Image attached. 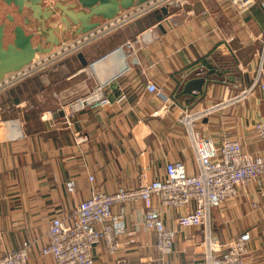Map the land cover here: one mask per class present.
<instances>
[{
	"label": "crops",
	"instance_id": "0c3cea01",
	"mask_svg": "<svg viewBox=\"0 0 264 264\" xmlns=\"http://www.w3.org/2000/svg\"><path fill=\"white\" fill-rule=\"evenodd\" d=\"M56 2L73 0H45L43 8ZM0 24L19 25L25 33L40 28L29 10L19 13L2 0ZM75 29L59 38V44L77 36ZM45 37L35 35L32 42L43 43ZM263 38L264 0H255L240 15L232 0H187L182 8L153 11L37 75L0 87V254L28 241L30 264H52L41 255L50 220H73L76 205L88 198L91 187L107 193L135 187L141 172L147 179L162 178L169 162H181L188 174H195L197 163L180 110L218 103L226 86L248 87L259 66ZM199 66L206 71L202 92L181 93L180 75ZM148 82L174 99L173 104L162 107L146 91ZM95 85L103 87L110 103L73 114L67 128L62 108ZM262 93L257 88L249 99L204 117L195 123V131L216 145L228 136L245 152H264L254 129L256 120L264 119ZM68 179L75 182L72 194L64 186ZM142 216L141 202L128 205L126 227L136 243L115 255L101 244L94 248V264H158L154 235L142 229ZM163 217L166 225L178 229L172 263L200 260L201 229L178 228L172 212ZM211 230L221 242L250 232L245 260L264 264V179L260 187L254 182L239 187L236 197L212 209Z\"/></svg>",
	"mask_w": 264,
	"mask_h": 264
},
{
	"label": "built area",
	"instance_id": "2783aa9c",
	"mask_svg": "<svg viewBox=\"0 0 264 264\" xmlns=\"http://www.w3.org/2000/svg\"><path fill=\"white\" fill-rule=\"evenodd\" d=\"M232 1L240 15L255 0ZM169 5L182 8L185 0H149L123 11L115 18L101 22L93 30L65 40L51 52L37 55L27 66L7 74L0 87L12 86L37 75L111 32L153 11L163 7L168 9ZM204 77L206 71L199 66L184 71L179 80L183 84L191 78ZM257 88L263 91L264 100V38L259 50V66L248 87L226 86L222 100L216 104L195 109L181 108L179 120L185 126L192 144L197 163L195 174H188L181 162H169L165 165L162 178L147 179L145 173L141 172L139 184L135 187H118L111 193L91 187L88 198L76 205L73 220L59 217L50 220L46 231L47 243L41 248V255L50 257L52 264H94V248L101 244L110 255H115L126 244H135V236L127 231L125 216L127 206L138 201L143 207L142 229L154 235L158 264H173L171 256L178 236L177 228L166 225L163 217L165 212L173 213L180 229H201L202 258L187 260L183 264H248L245 258L249 253L250 232H243L231 241L221 242L211 230V211L220 208L226 200L236 197L239 187L252 182L258 187L262 186L264 152H244L240 143L228 136H222L219 145H216L212 138L195 131L194 125L208 115L249 99ZM145 89L162 102V107H169L174 102L153 83L148 82ZM231 89L237 92L231 94ZM109 103L108 97L103 94V87L95 85L85 95L68 102L62 108L63 123L70 129L73 114L85 109L103 108ZM254 129L264 142V119H257ZM88 180L92 182L93 176L89 175ZM64 186L68 194L74 193L73 179H68ZM30 252L31 243L23 241L18 248L0 254V264H30Z\"/></svg>",
	"mask_w": 264,
	"mask_h": 264
},
{
	"label": "water",
	"instance_id": "95a60500",
	"mask_svg": "<svg viewBox=\"0 0 264 264\" xmlns=\"http://www.w3.org/2000/svg\"><path fill=\"white\" fill-rule=\"evenodd\" d=\"M6 5H13L19 13L24 10L31 12V18L39 23L37 33H25L17 25L8 28L0 24V83L7 74L19 71L30 64L35 56L51 52L59 44V38H64L66 32L75 27L76 35L85 34L100 25L101 21L111 20L118 14L134 6L141 5L149 0H73L72 3L56 2L43 8L45 0H2ZM58 11V17H54ZM167 12V7L160 9ZM12 21L11 17L8 18ZM101 20V21H100ZM27 25L29 21L25 19ZM49 29L45 28V23ZM37 35L43 38V43L33 44L32 38ZM42 40V38H41ZM43 44V45H42ZM203 78L186 81L183 85V94L202 92Z\"/></svg>",
	"mask_w": 264,
	"mask_h": 264
},
{
	"label": "rangeland",
	"instance_id": "374dc122",
	"mask_svg": "<svg viewBox=\"0 0 264 264\" xmlns=\"http://www.w3.org/2000/svg\"><path fill=\"white\" fill-rule=\"evenodd\" d=\"M185 4H187V0H185ZM170 6V5H169ZM169 8V7H168ZM75 36V35H74ZM74 36H71V37H69L68 39H71L72 37H74ZM67 39V40H68ZM206 106H208V105H206ZM241 146V145H240ZM242 149V148H241ZM245 152V151H244Z\"/></svg>",
	"mask_w": 264,
	"mask_h": 264
},
{
	"label": "trees",
	"instance_id": "16d2710c",
	"mask_svg": "<svg viewBox=\"0 0 264 264\" xmlns=\"http://www.w3.org/2000/svg\"><path fill=\"white\" fill-rule=\"evenodd\" d=\"M208 69V68H207ZM209 70V69H208ZM212 71L209 72V74L211 73ZM208 74V73H207ZM212 212V211H211Z\"/></svg>",
	"mask_w": 264,
	"mask_h": 264
},
{
	"label": "bare ground",
	"instance_id": "6f19581e",
	"mask_svg": "<svg viewBox=\"0 0 264 264\" xmlns=\"http://www.w3.org/2000/svg\"><path fill=\"white\" fill-rule=\"evenodd\" d=\"M36 57V56H35ZM18 84V83H17ZM2 88H3V86H2Z\"/></svg>",
	"mask_w": 264,
	"mask_h": 264
}]
</instances>
